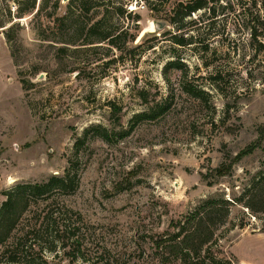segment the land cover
Returning <instances> with one entry per match:
<instances>
[{
    "label": "rangeland",
    "instance_id": "rangeland-1",
    "mask_svg": "<svg viewBox=\"0 0 264 264\" xmlns=\"http://www.w3.org/2000/svg\"><path fill=\"white\" fill-rule=\"evenodd\" d=\"M188 1L86 0L71 10L60 0L53 11L49 0L35 14L38 0L33 14L15 19L11 42L0 31V205L17 183L64 175L69 160L80 185L65 201L92 223L163 231L209 196L242 195L264 167L262 148L224 176L212 170L254 142L264 124V0H209L173 20ZM155 21L167 27L155 31ZM100 33L118 35V47ZM164 105V114L123 136L136 113ZM96 125L110 140L95 134ZM260 217L232 205L219 231L225 258L264 264Z\"/></svg>",
    "mask_w": 264,
    "mask_h": 264
},
{
    "label": "trees",
    "instance_id": "trees-1",
    "mask_svg": "<svg viewBox=\"0 0 264 264\" xmlns=\"http://www.w3.org/2000/svg\"><path fill=\"white\" fill-rule=\"evenodd\" d=\"M12 1L15 8L9 3H6V9L0 6V31H4L9 42L13 38L11 31L19 24L15 19L33 14L38 3V0ZM48 1L40 0L35 14L46 8ZM81 2L83 4L86 0H69L68 5L71 10H78ZM208 3L209 0L180 3L174 10L173 20L180 21L206 8ZM59 5L60 0H54L53 11ZM179 15L178 19L176 16ZM101 22V19L95 21L89 30L96 32ZM99 36L100 40H107L118 47V35L100 33ZM43 38L47 39L48 35H43ZM179 42L184 44L185 40ZM168 67L180 68V63L170 61ZM21 82L26 86V81ZM159 108L136 113L123 136L143 120L164 114L169 106ZM92 129L98 136L110 140L107 128L96 125ZM88 133L89 130L77 139L76 152L87 140ZM258 148L264 150V124L260 126L254 142L243 148L231 162H223L212 170L214 176L228 174L237 160ZM69 163L64 175L53 174L42 182H20L4 191L5 199L0 205V264H53L61 257L81 264H234L223 256L222 236L219 234L230 216L232 205H242L255 219L264 215L263 167L253 176L241 196L230 200L223 195L209 196L185 215L172 219L163 231L146 225L129 228L120 224L92 223L65 201V197L76 192L80 185L78 169L72 160ZM203 176L208 180V174ZM211 183L208 181L209 185ZM256 228L264 231V224Z\"/></svg>",
    "mask_w": 264,
    "mask_h": 264
},
{
    "label": "water",
    "instance_id": "water-1",
    "mask_svg": "<svg viewBox=\"0 0 264 264\" xmlns=\"http://www.w3.org/2000/svg\"><path fill=\"white\" fill-rule=\"evenodd\" d=\"M155 31L161 30L167 27V23L164 21H155L154 22Z\"/></svg>",
    "mask_w": 264,
    "mask_h": 264
},
{
    "label": "bare ground",
    "instance_id": "bare-ground-1",
    "mask_svg": "<svg viewBox=\"0 0 264 264\" xmlns=\"http://www.w3.org/2000/svg\"><path fill=\"white\" fill-rule=\"evenodd\" d=\"M153 30L155 29V27L153 26V28H152Z\"/></svg>",
    "mask_w": 264,
    "mask_h": 264
}]
</instances>
